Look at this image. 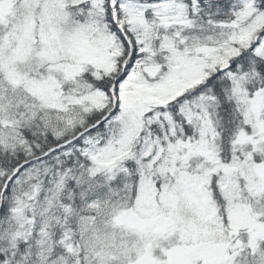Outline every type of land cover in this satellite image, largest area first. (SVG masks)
<instances>
[{"label": "snow or ice", "instance_id": "obj_1", "mask_svg": "<svg viewBox=\"0 0 264 264\" xmlns=\"http://www.w3.org/2000/svg\"><path fill=\"white\" fill-rule=\"evenodd\" d=\"M0 264H264V0H0Z\"/></svg>", "mask_w": 264, "mask_h": 264}]
</instances>
